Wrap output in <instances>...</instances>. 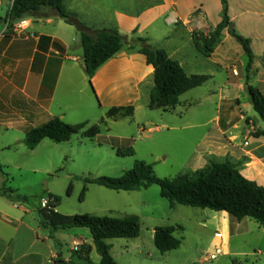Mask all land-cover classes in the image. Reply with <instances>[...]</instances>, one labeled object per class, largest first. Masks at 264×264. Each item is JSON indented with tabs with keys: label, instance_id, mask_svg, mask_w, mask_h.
<instances>
[{
	"label": "crops",
	"instance_id": "obj_1",
	"mask_svg": "<svg viewBox=\"0 0 264 264\" xmlns=\"http://www.w3.org/2000/svg\"><path fill=\"white\" fill-rule=\"evenodd\" d=\"M13 2L0 0V155L25 145L23 141L26 133L52 118L59 117L67 123L69 118L85 119V97L87 87L90 86L85 72L84 53L80 54L76 49L81 47L78 30L52 12H48V18H28L23 20L26 23L22 27L15 23L8 29ZM64 5L91 29H116L129 40L146 39L153 47L164 49L168 54V48H171L170 57L184 50L183 39L189 37L194 43L191 35L194 30L208 35L223 19L220 0H64ZM229 16L237 34L252 41L255 55L253 67L247 72V59L241 65L247 75L241 78L243 75L240 76L234 66L235 63L240 64L239 59L222 48L223 40L234 44L235 38L229 30L223 32L221 42L209 59L218 62L220 70L224 69L228 74L229 68L233 67L237 78L229 75L228 85L237 88L242 79L246 78V82H250L264 95V32L261 34L264 0H229ZM57 19L62 26L58 29L57 26L53 27L55 32L52 33L48 26L54 25ZM162 20L168 24L179 23L180 31L175 30L174 34L164 32L158 26ZM220 45L222 47L219 48ZM219 50L221 56L216 59L215 54ZM152 77L154 80V69L147 65L146 58L136 52L129 53L124 48L93 77L91 93L109 110L113 107L134 106L135 117L140 109L147 107L154 84L150 89L146 85ZM232 101L238 104L236 108L240 116L232 118L229 113L222 122L221 112L225 105H218L217 115L212 119L216 129L206 136L197 157V166L202 169L212 161L230 159L238 164L239 170L244 167L255 171L249 177L244 176L240 170L245 178L264 187V137L253 135L264 129V121L262 126L258 125L255 118L249 115L253 109L250 101L243 104L237 97L229 101V94L223 92L222 102ZM231 104L228 106L232 110ZM244 109L249 111L246 113ZM85 121L90 123L88 119ZM242 121L245 127L244 141L236 143L238 135L234 131L238 130V124ZM221 137H224L227 145L221 142ZM245 142H248V146L244 145ZM0 174L7 176L1 169V163ZM6 199L17 209V204L23 202ZM39 209L40 206L34 213L22 209L17 219L9 211L0 209V264H57L61 256L59 243L55 250L48 243L55 238L54 230L42 225L38 216ZM217 213L215 215L224 221L222 228L217 231L223 234V239L219 241L227 243L238 220L226 212ZM34 214L38 216L37 220L34 219L36 229L27 221ZM70 230L84 238L74 240V245L78 244L82 249L84 246L92 247L90 259L94 264L91 256L97 251L89 230ZM111 255L113 257L112 251ZM100 262L101 257L97 264Z\"/></svg>",
	"mask_w": 264,
	"mask_h": 264
},
{
	"label": "rangeland",
	"instance_id": "obj_2",
	"mask_svg": "<svg viewBox=\"0 0 264 264\" xmlns=\"http://www.w3.org/2000/svg\"><path fill=\"white\" fill-rule=\"evenodd\" d=\"M56 26V29L62 26L59 19L54 25L48 26V29L53 33L55 29H52ZM158 26L167 33L180 31L179 23L168 24L162 20ZM261 32H264L263 22ZM191 35L193 38V35L204 34L194 30ZM187 38L182 40L185 44L184 50L171 57L177 59L189 74L211 77L206 84L181 96L180 104L170 113L143 107L134 118L118 121L109 119L106 127L101 128V134L94 139L84 138L80 133L72 136L68 142L60 144L46 139L35 150H29L22 145L10 152L5 151L0 155V163L7 176L0 174V187L11 188L27 199L18 203L17 209L0 195V209L9 211L13 218L17 219L22 209L34 213L42 198L53 195L60 198L57 211L63 215L88 214L113 218L135 216L141 224L138 238L107 240L112 246L111 251L117 264H264V227L251 219L236 221L232 237L227 243H222L216 237V232L222 228L224 221L215 215L218 214L215 211L182 205L171 208L170 203L161 198L158 186L126 192L113 191L85 182L86 179L100 177L119 178L131 170L138 160L152 165L158 178L192 176L200 169L197 166V157L206 136L216 129L212 119L217 115L218 105H225L221 112L222 122L229 113L232 118L240 116L235 101L222 102L223 92L229 94V101L237 97L245 104L250 101L247 89L252 84L246 82L245 78L237 88L228 85L229 75H237L233 67L229 68V74L224 69L220 70L218 62L200 54L194 43ZM223 42L224 47H218L227 49L239 59L240 64L235 63L234 66L239 75H243L241 78L246 77L247 72L241 65L245 64L247 56L241 45L236 40L234 44L226 40ZM127 46L125 51L131 53L132 49ZM76 49L80 54L83 52L81 47ZM168 51L169 54L172 53L171 48H168ZM220 56L219 50L215 58L219 59ZM148 82L146 87L150 89L154 84L153 77ZM85 101L83 116L90 121V126L99 125L102 119H106L109 109L99 104L89 85ZM229 104L232 110L229 109ZM243 111L247 113L249 110ZM249 115L262 126V119L253 109ZM85 119L69 118L67 121L68 124H79ZM247 123L249 125L250 121ZM244 129L242 121L238 124V130L234 131L238 135L236 143H243ZM253 135L255 136V132ZM221 142L226 144L224 137H221ZM129 148L134 150L133 156L118 155L119 150L127 151ZM240 170L244 176L251 177V172L255 173L252 169L247 170L244 167ZM70 186L72 191L69 193ZM85 187L88 190L81 201ZM34 219H38L35 214L27 221L36 229ZM176 225L184 228L175 234L176 238L181 240V246L177 250L162 254L154 244V230L157 227ZM47 233L49 234L48 231ZM54 236L48 243L54 250L59 243V253L62 257L60 260L69 264H86L73 250V241L84 238L73 233V230L54 231ZM219 245H222L226 254L208 261L207 257ZM81 251L80 246L79 252ZM91 257L94 264L99 262L97 252Z\"/></svg>",
	"mask_w": 264,
	"mask_h": 264
},
{
	"label": "trees",
	"instance_id": "obj_3",
	"mask_svg": "<svg viewBox=\"0 0 264 264\" xmlns=\"http://www.w3.org/2000/svg\"><path fill=\"white\" fill-rule=\"evenodd\" d=\"M220 1L223 7V19L215 30L208 35H193L196 49L206 58L211 57L215 47L221 42L223 32L229 30L232 23L229 16V0ZM48 12H52L66 24L74 26L80 33L85 72L91 87L92 79L99 69L115 58L127 44L132 52L143 55L147 65L154 69V87L147 104L150 110L171 111L180 104L181 96L203 86L210 80V77L205 75H189L178 60L171 58L164 49L153 47L146 39L129 40L116 29L89 28L68 11L64 0H14L9 14L8 29H11L13 24L28 18H48L50 16ZM229 33L241 45L248 59L246 70L251 71L255 59L251 39L237 34L236 30H229ZM247 90L254 111L264 121V95L253 86H248ZM134 115V106L113 107L107 112L106 119H102L99 125L94 126H90L88 121L68 124L59 117H55L28 131L23 143L29 150H35L46 139L60 144L68 142L72 136L80 133L84 138L94 139L101 134V128L106 127L107 120L131 119ZM255 137H264V129L256 131ZM118 155L133 156L134 150L132 148L127 151L119 150ZM85 182L113 191L126 192L158 186L161 198L167 200L171 208L182 205L226 212L238 221L248 218L264 227V187L245 178L238 165L230 160L212 161L192 176L181 175L174 179L156 177L152 165L138 160L131 170L119 178L100 177L86 179ZM87 190L85 187L81 201L84 200ZM71 191L72 186L69 188V193ZM0 195L13 202L27 199L16 194L14 190L4 187H0ZM51 197L56 199L55 208L57 209L60 205V198L53 195ZM38 216L44 227H50L54 231L89 230L96 251L101 257L100 264H117L111 255V246L106 243L107 240L136 239L141 232L140 221L135 216L124 218L88 214L67 216L45 209H39ZM183 230L181 225L157 227L154 244L158 251L166 254L177 250L181 246V240L176 238L175 234ZM91 251V246H84L82 251L77 253L81 260L92 264ZM60 258L61 256L58 257L57 262Z\"/></svg>",
	"mask_w": 264,
	"mask_h": 264
},
{
	"label": "built area",
	"instance_id": "obj_4",
	"mask_svg": "<svg viewBox=\"0 0 264 264\" xmlns=\"http://www.w3.org/2000/svg\"><path fill=\"white\" fill-rule=\"evenodd\" d=\"M25 23H26L25 21L18 22V26L22 27L23 25H25ZM244 145L248 146V142H245ZM56 203H57L56 199L54 197L50 196L48 198H42L40 200L39 206H40V209H45V210H49V211H57V209L55 208ZM216 237L219 240H222L223 234L220 232H217ZM73 250L75 252H79L80 246L78 244H75L73 247ZM222 254H224L223 249H222V245H219L218 247H215V251L207 257V260L208 261L209 260H212V261L216 260Z\"/></svg>",
	"mask_w": 264,
	"mask_h": 264
},
{
	"label": "water",
	"instance_id": "obj_5",
	"mask_svg": "<svg viewBox=\"0 0 264 264\" xmlns=\"http://www.w3.org/2000/svg\"><path fill=\"white\" fill-rule=\"evenodd\" d=\"M229 30L230 31H234L235 30V24L234 23L230 24ZM57 264H67V263L65 261H63V260H60V261L57 262Z\"/></svg>",
	"mask_w": 264,
	"mask_h": 264
}]
</instances>
